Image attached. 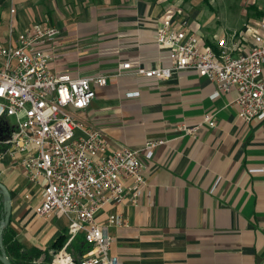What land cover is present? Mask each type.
I'll return each instance as SVG.
<instances>
[{
    "label": "crops",
    "instance_id": "crops-1",
    "mask_svg": "<svg viewBox=\"0 0 264 264\" xmlns=\"http://www.w3.org/2000/svg\"><path fill=\"white\" fill-rule=\"evenodd\" d=\"M1 7V45L9 26L19 32L40 22L59 30L47 49L51 72L108 76L89 107L71 111L83 130L102 133L108 153L166 141L141 152L146 187L137 203L126 197L96 213L98 223L115 214L125 219L108 229L109 255L120 264H264V120L243 121L236 92L212 98L214 84L194 70L162 81L134 74L137 67L171 66L155 40L169 15L175 29L212 48L214 36L243 32L241 49L248 53L249 31L264 38V0H5ZM220 10L239 14L238 23L226 22ZM125 63L131 69L119 71ZM205 117L212 126L202 124L192 136L177 131ZM0 183L11 196L7 244L37 251V263L60 238L67 245L68 218L35 214L41 187L4 153ZM71 243L66 250L79 258L83 236Z\"/></svg>",
    "mask_w": 264,
    "mask_h": 264
},
{
    "label": "built area",
    "instance_id": "built-area-1",
    "mask_svg": "<svg viewBox=\"0 0 264 264\" xmlns=\"http://www.w3.org/2000/svg\"><path fill=\"white\" fill-rule=\"evenodd\" d=\"M249 35L253 45L248 53L241 49L246 39L243 32L214 36L212 48L194 34L175 29L170 15L166 16L155 40L168 50L171 66L137 67L134 74L162 81L175 71L194 70L214 84L212 98L236 92L234 104L243 121H263L264 38L250 31ZM58 36L56 27L40 22L19 32L8 28L6 43L0 45V129L2 137H7L0 139V146L5 147L0 157L4 153L13 158L28 182L41 187L42 200L35 214L67 217V245L82 235L89 246L74 258L66 245L53 254L51 264H120L109 255L112 237L108 229L125 225L123 215H110L104 223L96 222L95 215L109 202L126 197L137 203L146 187L141 152H150L166 141L149 140L141 151L121 148L108 153L101 132L83 130L71 111L89 107L108 76L74 78L51 72L47 49ZM130 69L129 63L119 66V71ZM202 124L212 126L213 122L205 117L200 124L181 125L177 131L192 136ZM78 131L84 136H77Z\"/></svg>",
    "mask_w": 264,
    "mask_h": 264
},
{
    "label": "trees",
    "instance_id": "trees-1",
    "mask_svg": "<svg viewBox=\"0 0 264 264\" xmlns=\"http://www.w3.org/2000/svg\"><path fill=\"white\" fill-rule=\"evenodd\" d=\"M5 0H0V7L4 3ZM0 22H1V15H0ZM5 147L0 146V151H4ZM3 217V211H2V206L0 205V220ZM5 230V229H4ZM6 234L3 233V245H4V250L7 254L8 259L10 260L11 264H50L51 260L53 258V254L58 252L63 248V245L65 244L66 240L60 238L57 242H55L52 246L51 249L47 254H45L44 258L42 259L41 262L37 263L36 259L38 258L39 253L35 250H25L22 247L18 245L17 242L7 244V239H6ZM73 245L71 242L69 243ZM68 244V245H69ZM80 253L83 254L89 249V246L85 243L83 245H80ZM67 249V247H66Z\"/></svg>",
    "mask_w": 264,
    "mask_h": 264
},
{
    "label": "water",
    "instance_id": "water-1",
    "mask_svg": "<svg viewBox=\"0 0 264 264\" xmlns=\"http://www.w3.org/2000/svg\"><path fill=\"white\" fill-rule=\"evenodd\" d=\"M6 140L5 138H0ZM0 205L2 206L3 217L0 220V264H11L3 246V231L8 226L11 213V196L9 191L0 183Z\"/></svg>",
    "mask_w": 264,
    "mask_h": 264
},
{
    "label": "rangeland",
    "instance_id": "rangeland-1",
    "mask_svg": "<svg viewBox=\"0 0 264 264\" xmlns=\"http://www.w3.org/2000/svg\"><path fill=\"white\" fill-rule=\"evenodd\" d=\"M6 7V6H5ZM7 8V7H6ZM6 8H2L0 7V12H2L3 10H6ZM220 15H221V18L224 19L226 22L227 20L232 23V24H237L238 21H239V14L235 13V12H230V11H224L222 12L220 10ZM228 13V14H227ZM1 45V44H0ZM11 124H13V119H10L9 120Z\"/></svg>",
    "mask_w": 264,
    "mask_h": 264
},
{
    "label": "flooded vegetation",
    "instance_id": "flooded-vegetation-1",
    "mask_svg": "<svg viewBox=\"0 0 264 264\" xmlns=\"http://www.w3.org/2000/svg\"><path fill=\"white\" fill-rule=\"evenodd\" d=\"M3 136V132L1 131V129H0V137H2Z\"/></svg>",
    "mask_w": 264,
    "mask_h": 264
}]
</instances>
